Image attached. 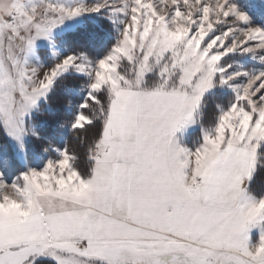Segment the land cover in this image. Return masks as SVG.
I'll return each instance as SVG.
<instances>
[{
    "label": "rangeland",
    "instance_id": "1",
    "mask_svg": "<svg viewBox=\"0 0 264 264\" xmlns=\"http://www.w3.org/2000/svg\"><path fill=\"white\" fill-rule=\"evenodd\" d=\"M251 8L0 0V121L24 167L10 179L0 166V264H264V198L247 192L264 143V17ZM98 16L116 37L109 51L62 54L57 38ZM226 56L234 66L221 64ZM69 71L109 95L85 180L64 151L39 168L24 157L26 122ZM154 74L159 86L146 87ZM215 88L235 101L190 149L182 142ZM86 122L79 114L74 126Z\"/></svg>",
    "mask_w": 264,
    "mask_h": 264
},
{
    "label": "trees",
    "instance_id": "2",
    "mask_svg": "<svg viewBox=\"0 0 264 264\" xmlns=\"http://www.w3.org/2000/svg\"><path fill=\"white\" fill-rule=\"evenodd\" d=\"M243 6L262 9L264 0H241ZM264 22V21H263ZM110 22L98 17H83L73 30L57 38L62 54L83 55L95 60L104 55L116 41ZM231 56V55H230ZM226 56L221 64L227 66L233 57ZM230 57V58H229ZM48 62L49 58L45 57ZM235 63V62H234ZM236 64V63H235ZM234 66V64H231ZM145 86L158 87L161 77H148ZM155 82V83H154ZM89 82L83 75L67 72L53 80L46 102L26 122L27 136L23 141L24 157L27 165L39 168L48 160L56 159L60 151L69 157L71 168L81 179H89L93 172L94 156L102 138L104 126L109 116V95L102 89L91 91ZM235 101L230 90L215 88L204 95L198 106L196 121L198 127L190 132L183 144L190 149L201 144L205 133L214 129L219 114ZM87 119L80 127H75L76 115ZM8 167V177L20 174L24 167L13 155L0 121V166ZM247 192L254 198H264V143L257 150L256 165L247 184ZM32 264H56L51 260L39 259Z\"/></svg>",
    "mask_w": 264,
    "mask_h": 264
},
{
    "label": "crops",
    "instance_id": "3",
    "mask_svg": "<svg viewBox=\"0 0 264 264\" xmlns=\"http://www.w3.org/2000/svg\"><path fill=\"white\" fill-rule=\"evenodd\" d=\"M119 126H120V125H119ZM118 128H119V127H118ZM105 135H106V134L103 133V137H102V141H103V142H104V140H105V139H104V136H105ZM118 138H119V137H118ZM118 138H117V139H118ZM111 140H113V139H111ZM109 141H110V140H109ZM237 164H238V162H237ZM238 166H239V165H238Z\"/></svg>",
    "mask_w": 264,
    "mask_h": 264
}]
</instances>
